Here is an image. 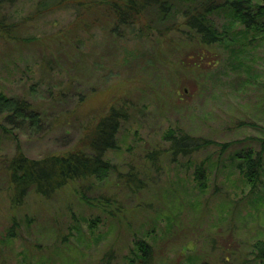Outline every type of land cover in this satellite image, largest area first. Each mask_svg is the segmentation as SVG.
Returning a JSON list of instances; mask_svg holds the SVG:
<instances>
[{
  "label": "rangeland",
  "instance_id": "rangeland-1",
  "mask_svg": "<svg viewBox=\"0 0 264 264\" xmlns=\"http://www.w3.org/2000/svg\"><path fill=\"white\" fill-rule=\"evenodd\" d=\"M37 1L2 12L17 40L0 34V92L28 100L40 119L0 120V264H135L136 239L152 246L151 264H254L252 245L264 239V34L236 23L229 42L201 48L179 32L138 38L102 23L74 32V11L33 17ZM120 105L128 120L106 154V177L10 205L4 165L17 147L31 159L86 151L84 135ZM170 129L213 144L171 161ZM248 150L261 159L251 191L233 165ZM201 161L203 190L193 181ZM129 170L146 189L124 184Z\"/></svg>",
  "mask_w": 264,
  "mask_h": 264
},
{
  "label": "trees",
  "instance_id": "trees-1",
  "mask_svg": "<svg viewBox=\"0 0 264 264\" xmlns=\"http://www.w3.org/2000/svg\"><path fill=\"white\" fill-rule=\"evenodd\" d=\"M18 1L0 0V34L9 40H17V23L2 16V12ZM60 9L74 11V32L77 28L88 29L101 23L111 33L118 34V30H121L120 33L129 32L138 38H149L154 34L166 37L169 33L179 32L185 36V41H194L201 48L229 42L227 32L236 23L244 35L264 34V0L262 3L255 0H38L33 17ZM219 19L222 22H218ZM157 47H160V43ZM39 119V114L28 100L0 92V120L13 126L26 124L37 127ZM127 120L128 112L123 105L110 107L82 138L86 151L76 150L64 155L31 159L17 147L15 154L4 165L11 191L10 205H22L30 193L47 200L70 182L106 177L114 169L106 154L118 148L117 134ZM163 140L168 144L165 153H168L171 161L189 158L213 144L210 140L173 129L163 135ZM219 147L225 149L227 146ZM161 154L158 150L147 157L153 163ZM218 157L216 163L219 164ZM233 165L249 185L250 191L254 190L260 180V155H255L251 150L242 151L241 156L234 157ZM193 169L195 185L200 190L205 189L208 178L204 161L194 164ZM123 178L124 184L132 191L133 188L140 191L146 189L145 182L133 170L125 172ZM109 212L112 215V211ZM94 223L91 221L90 227ZM15 225L13 222L10 238L14 237L12 232ZM252 253L254 264H264V239L253 243ZM132 254L136 258L135 264H140V261L151 264L153 259L152 246L140 239L133 242Z\"/></svg>",
  "mask_w": 264,
  "mask_h": 264
}]
</instances>
